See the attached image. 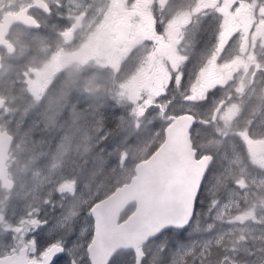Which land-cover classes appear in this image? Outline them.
I'll return each instance as SVG.
<instances>
[{
	"label": "flooded vegetation",
	"instance_id": "obj_1",
	"mask_svg": "<svg viewBox=\"0 0 264 264\" xmlns=\"http://www.w3.org/2000/svg\"><path fill=\"white\" fill-rule=\"evenodd\" d=\"M60 74L61 95L71 92L72 102L84 113L81 139L88 135L92 117V105L85 101L92 96L90 88L120 93L132 83L140 96L133 101L140 108L131 127L142 133L155 128V136L145 139L146 154L159 147L168 127L178 121L193 153L182 162V178L189 181L191 193L197 181L192 165L200 161L206 173L187 227L178 230L169 247L162 245L165 235L148 241L141 247V260L264 264L251 255L264 256V0H0V135L13 140L10 126L19 128L21 121L8 106L23 99L25 88L38 99ZM58 105L59 116L62 103ZM72 144L66 140L65 149L72 152ZM22 147L12 156L10 143L7 159H2L14 185L10 190L0 187L5 222L16 226L27 210V217L38 210L37 219L47 224L54 202L65 198L49 194V184L34 201L23 199L16 215L10 214L12 197L3 201L5 192L11 195L30 183L25 175L34 157L18 164L19 154L26 151ZM123 147L131 155L137 149ZM70 157L63 156L66 178L73 175ZM222 173L226 176L216 180ZM221 200L226 206L220 207ZM69 225L50 239L44 254L52 246L63 253L73 238L66 233ZM22 230L3 232V264L42 262L44 254L39 260L29 258L25 243L29 239L39 245L43 231L24 235ZM117 254L126 256V264H136L139 256L132 250ZM61 255L57 264H67Z\"/></svg>",
	"mask_w": 264,
	"mask_h": 264
},
{
	"label": "water",
	"instance_id": "obj_2",
	"mask_svg": "<svg viewBox=\"0 0 264 264\" xmlns=\"http://www.w3.org/2000/svg\"><path fill=\"white\" fill-rule=\"evenodd\" d=\"M2 104L3 101L0 100V108ZM183 129L178 121L170 125L164 142L146 160L135 165L134 176L130 181L93 206L91 214L94 233L86 248L90 264H109L119 251L141 252L144 244L163 231L181 229L188 225L193 214L196 189L193 193L189 192L190 183L188 180L184 181L181 175V163L191 160L193 155L187 130ZM12 141L11 137L0 135L2 190H10L13 185L7 179V169L2 160L7 159ZM200 163L197 161L192 165L194 172L201 170ZM186 167L188 169L189 165ZM132 205H135V211L127 220L118 223L120 214ZM61 254V247L52 246L38 264H53ZM140 261L141 256L138 257L137 264ZM0 264H3V259H0Z\"/></svg>",
	"mask_w": 264,
	"mask_h": 264
},
{
	"label": "rangeland",
	"instance_id": "obj_3",
	"mask_svg": "<svg viewBox=\"0 0 264 264\" xmlns=\"http://www.w3.org/2000/svg\"><path fill=\"white\" fill-rule=\"evenodd\" d=\"M239 1L243 2L244 0ZM132 86L133 85L131 83L127 87L120 88V93L113 88H90L92 96L85 99L86 102L92 105V109L90 110L92 113H90V116L94 117V119H100V114L102 111L107 113L110 112V110L106 109L104 105H110L121 113V121L120 123L117 122V125H115L114 127L115 134H112L113 139L111 140L110 145L104 150L103 153H101L99 157L96 158V167L93 175L96 176L99 174L101 176V179L97 182L95 177L93 183H95L96 186L93 187V185H86L84 190L79 193L78 199H76L75 201L70 199L71 196L77 193V181L79 177L76 176L75 172H73L71 178L65 177L66 175H68V173L63 167V156L69 153L73 154L72 144V152H69L68 147L67 149H65V152L63 154L54 159L53 162L45 168H32L31 172H29L31 174L29 185L16 187L13 192H10L11 195H7L6 192L3 195L4 202L6 199L7 202L10 201L9 196L12 197V200L15 203L10 211V214L15 213L16 215L21 210L19 206L22 203L23 199L31 197L30 200L34 201L39 193L41 196L43 195V193H41V190L46 184H49V194H63L65 196L64 200L54 202V212L49 222L46 224L43 221H39L37 219V214L39 213L38 210L32 211V216L27 217V214L30 211L27 210L24 217L17 219L16 226H9L5 222V207L0 206V241L2 239V234L4 231L6 233V231L10 230L13 234H16L20 232V227L23 228L22 233L24 235H32L35 232L41 233L43 231L41 243L39 245H35L34 242L29 239L25 243V245L29 248V258L39 260L44 254V247L50 244V239L55 236H59L60 233H65L64 230L66 223H70V221H72L74 224L73 226L68 227L66 233L68 235H71L74 239L72 238L71 241L66 244L68 247H65L61 257L63 258L64 263L82 264L83 258L86 256V247L90 243L91 239L92 219L89 213V208L91 205L88 207L86 213L81 211V206L84 204H90L94 197L99 195L98 192L102 188L105 181L109 179L112 181H117L119 176L126 173L127 168L126 170H124V165H126L128 153L124 150V144H126L127 150L137 148L134 152V155H137L138 153L144 155L146 154V145L149 143V141H146L145 139L155 136V128H150L146 133H142L141 131L135 130L131 127L133 120L131 119V112L127 109L130 103L125 100L124 90H127L129 99H131V103L134 104L133 100L137 96L140 98V96L138 95L139 92H136V89L131 88ZM90 98H95L96 102L90 103ZM78 100L83 101V98L80 97ZM139 108L137 109V107H135L133 108V110L137 109L136 112H138ZM124 138L127 139V142L122 141ZM85 139L81 140V142H83ZM94 144L96 145L97 142H94ZM15 150L16 153L20 152L21 150L23 151L22 144L18 145ZM15 150L12 149V156ZM15 158H17L16 154ZM71 162H77L76 159L73 161V155L71 158ZM80 162L81 161H78V164H80ZM109 164L111 165V167H108L106 169V166ZM118 164L120 165L118 166ZM21 171L23 174L25 173L23 168L21 169ZM222 176L226 175H224L223 173L219 174L217 177H215V179L219 180ZM129 180H125L121 185L128 183ZM65 185H71V187H64ZM13 186L14 185H12V187ZM110 190L111 187H109L105 191L106 195ZM47 200L50 201L49 199ZM47 200L45 202H47ZM26 206L31 207L32 204L29 203ZM28 222L31 223V226L29 228ZM88 235L89 239H87ZM10 240L11 243H13V239L10 238ZM46 241H48V243H45ZM80 241L82 244L79 243ZM56 244L58 245V243ZM251 255H253L254 262H260L264 260V256L262 255V253H251Z\"/></svg>",
	"mask_w": 264,
	"mask_h": 264
},
{
	"label": "clouds",
	"instance_id": "obj_4",
	"mask_svg": "<svg viewBox=\"0 0 264 264\" xmlns=\"http://www.w3.org/2000/svg\"><path fill=\"white\" fill-rule=\"evenodd\" d=\"M62 74L53 78L47 89L39 96H33L25 88L23 99L9 105L17 119L21 121L19 128L10 126V133L13 135L12 148L15 150L18 145L24 144L26 151L19 154L18 164L33 159V168H45L58 156L65 152L66 140L70 139L73 144H79L84 135V113L78 109L71 100V92L62 96L63 81ZM58 102L62 103L60 115H56ZM95 98H90V103H95ZM67 117H64V112ZM95 139H100L96 137ZM104 151L103 141L96 144L91 152L87 153L88 163L82 168L77 181V193L70 197L73 201L79 198V193L86 185L93 183V172L96 167V158ZM71 156V153L68 154ZM111 167L107 165L106 169ZM101 177H96L99 181ZM93 183V187H95ZM102 195L94 197V203L102 199ZM90 204L81 206V211L86 213ZM163 257V253H161ZM162 264H166L162 260ZM215 264H222L216 260Z\"/></svg>",
	"mask_w": 264,
	"mask_h": 264
},
{
	"label": "trees",
	"instance_id": "obj_5",
	"mask_svg": "<svg viewBox=\"0 0 264 264\" xmlns=\"http://www.w3.org/2000/svg\"><path fill=\"white\" fill-rule=\"evenodd\" d=\"M104 107L106 109H109L110 112H104L102 111L100 114V119H94V117H91V120H89V133L86 136V139L83 142H80L79 144H73V161L76 159V163L71 162L72 163V174L73 172L76 173V176L79 177L80 172L82 170V168L88 163L87 160V153L91 152L93 150V148L96 147V145L94 144V142L100 143V140L102 139L103 141V146H104V150L110 145L111 140L113 139V135L114 133V127L115 125H117V120H116V115H117V110L113 107H111L110 105H104ZM119 126V125H118ZM96 137H99L100 139H95ZM83 140V139H81ZM123 142H127V139L124 138L122 140ZM76 153H75V152ZM104 152V151H103ZM102 152V153H103ZM128 155L131 156V158H128L126 161V165H124V170L127 171L125 174L119 176V178L117 179V181H112V180H107L104 182L102 188L99 190V195H102L103 198L106 195V190L111 187V190L109 191L112 192L116 187L120 186L125 180H129L130 176L132 175V171H133V167L136 163H138L139 161H141L140 159H145L147 158V155H141L140 153H138L137 155H131L128 153ZM82 157V158H81ZM78 161H81L80 164H78ZM120 164H118L119 166ZM64 167V165H63ZM18 172L21 171V168H18V170H16ZM30 173H26V177H30ZM95 177H101L99 174L94 176L93 175V181L95 179ZM89 185H92V183H90ZM108 193V194H109ZM102 198V199H103ZM101 200V199H99ZM93 201V200H92ZM162 260H164L161 257L155 258V263L159 262Z\"/></svg>",
	"mask_w": 264,
	"mask_h": 264
},
{
	"label": "snow or ice",
	"instance_id": "obj_6",
	"mask_svg": "<svg viewBox=\"0 0 264 264\" xmlns=\"http://www.w3.org/2000/svg\"><path fill=\"white\" fill-rule=\"evenodd\" d=\"M64 187L70 188L71 185H65ZM58 259L59 258L57 257L56 260L53 261V264H57ZM82 264H90L87 256L83 258ZM110 264H126V256H121L119 254L114 255L110 261ZM141 264H147L146 258L141 260Z\"/></svg>",
	"mask_w": 264,
	"mask_h": 264
}]
</instances>
